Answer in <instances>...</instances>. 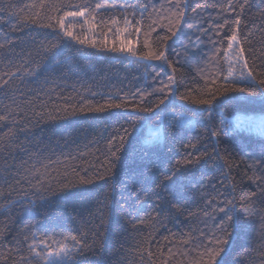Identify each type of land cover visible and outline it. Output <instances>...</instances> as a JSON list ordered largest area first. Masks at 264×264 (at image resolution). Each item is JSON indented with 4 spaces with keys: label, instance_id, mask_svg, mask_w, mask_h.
<instances>
[{
    "label": "trees",
    "instance_id": "1",
    "mask_svg": "<svg viewBox=\"0 0 264 264\" xmlns=\"http://www.w3.org/2000/svg\"><path fill=\"white\" fill-rule=\"evenodd\" d=\"M234 31L251 77L228 49ZM164 37L169 63L138 59ZM122 43L137 55L110 50ZM261 79L264 0H0V264H42L33 242L71 236L75 264H197L220 237L216 264H264V133L231 120L264 114ZM213 198L236 204L227 235Z\"/></svg>",
    "mask_w": 264,
    "mask_h": 264
},
{
    "label": "snow or ice",
    "instance_id": "2",
    "mask_svg": "<svg viewBox=\"0 0 264 264\" xmlns=\"http://www.w3.org/2000/svg\"><path fill=\"white\" fill-rule=\"evenodd\" d=\"M245 3H247V0H244ZM107 7L106 5H102L99 4L96 6L97 9H101ZM115 7V6H113ZM174 7L176 8H180L181 4L180 3H175ZM241 7H243V5H241ZM85 15V11L81 10V11H77V12H67L65 13V16L68 17H83ZM183 15L184 13L181 12H173L172 13V17L174 18V24H173V20L170 19L169 20V24L171 25L169 27V32L171 33L172 36L176 35V31L173 30V27L176 25H179L180 21L183 19ZM59 27L61 29H64V35L69 37L70 39H74L77 40L80 44H85L88 43L90 44L92 47H96L97 45L92 42V41H88L85 39H81L79 36L74 35L73 31L71 30H67L65 29V25H64V21L63 20H59ZM113 23H116V21H113ZM127 23V21H126ZM227 23V22H225ZM241 21L239 19H237L235 21V25L237 27V30L239 29ZM94 27V26H93ZM154 30V29H153ZM125 31H127V29H125ZM139 31V30H137ZM170 37H164L162 38L161 44L159 46V50L158 51H153L151 50L150 46L147 45V42H145V47H149V50L147 52H145L143 55L139 56L138 59H143V60H162L164 61L166 64L169 63L167 60V56H166V48L163 46L164 44H166L167 40ZM230 41L233 42H237V35L236 32L234 31L233 34L229 37ZM102 47H106V46H102ZM228 49L230 52H232L233 50V43H229L228 44ZM111 51H116V52H128L133 56H136L137 53L134 50V48H125L123 46V43L121 45V47H113L110 49ZM243 52H244V48L242 46H240L237 42V50L232 52V56H234V58L237 61H243V68L244 69H248V76H252V70L248 68V62L246 59H244L243 57ZM232 57H229V61H231ZM175 68L172 69V73L173 75L169 77V81L172 84H175ZM233 65L231 62H229L228 65V76L231 77L233 75ZM244 75V72L241 71V76ZM7 83V81H5V84ZM260 85L264 86V79H261L259 81ZM155 91L160 92L161 94L165 93V92H171V89L168 88L167 86H163L161 88L155 89ZM229 91H254L253 89H248V88H227L225 87L223 89V92H229ZM221 92L218 90L216 92L215 95H220ZM143 98H144V94L141 93V102L143 103ZM181 99H193L195 103L197 104H201V105H210L213 103V100L215 99V96H213L212 99H196L194 97H190V96H183L181 97ZM168 100V96L164 95L163 99H160L158 101V103H156L153 107H148V108H143L142 111L145 112H152L154 110H159L161 105L165 104V101ZM125 103L122 101L119 104L116 103H111V104H107V105H101L99 107L96 108H89L87 109L88 111H96V112H102L104 111L106 108H120V107H125ZM134 107H139V105H134ZM83 111V109H82ZM7 117H0V120H6ZM125 132V134H127V129L123 130ZM121 143L119 145V147L116 148V151H111L112 148V144H109V150H110V155L112 158L115 159H119V156L117 155L118 152H120V150L123 148V140L124 137L121 136L119 137ZM257 179H260V177H256ZM166 180H171V177H165ZM215 204V198L211 199L208 201V205L209 207H212V213L216 214H222V219L220 220L219 224L217 225L218 230H220L221 232H223L225 235H227V228L232 226V223L234 221L235 218V214L237 212V207L236 204L233 202V200L231 199H225L223 202V207H213V205ZM241 207H243V205H241ZM245 211H247V209L245 208ZM206 215H208V213H206ZM264 227V226H262ZM25 239H27V237H25ZM71 239L73 241V246L70 248L67 245V240ZM55 243V242H54ZM227 240L224 239L223 237L220 238H216L213 242V246L212 247H207L203 253V257H206V261L203 259V257L201 258V260L199 262H197V264H216L217 261V257L221 255V253L224 251V248L222 247V245L226 244ZM36 247L37 245L35 244V242H33L32 245L29 246V251H30V256L35 258L38 257L39 261L42 262V264H75V260L74 257L78 256L81 252H83L84 247L83 245H81L80 241L77 240V238L75 236H71V237H66L65 241L62 243H57V247L55 249H50L49 245L45 244L43 250L41 251H36Z\"/></svg>",
    "mask_w": 264,
    "mask_h": 264
},
{
    "label": "rangeland",
    "instance_id": "3",
    "mask_svg": "<svg viewBox=\"0 0 264 264\" xmlns=\"http://www.w3.org/2000/svg\"><path fill=\"white\" fill-rule=\"evenodd\" d=\"M236 50L237 48L234 47L233 51ZM231 120H235L237 123H242L243 126L264 133V114H237Z\"/></svg>",
    "mask_w": 264,
    "mask_h": 264
}]
</instances>
